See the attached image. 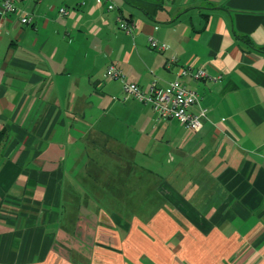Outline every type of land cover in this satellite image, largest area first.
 <instances>
[{
  "label": "crops",
  "instance_id": "obj_1",
  "mask_svg": "<svg viewBox=\"0 0 264 264\" xmlns=\"http://www.w3.org/2000/svg\"><path fill=\"white\" fill-rule=\"evenodd\" d=\"M105 1L0 0V264H264V0ZM110 65L144 92L205 69L202 129Z\"/></svg>",
  "mask_w": 264,
  "mask_h": 264
},
{
  "label": "built area",
  "instance_id": "obj_2",
  "mask_svg": "<svg viewBox=\"0 0 264 264\" xmlns=\"http://www.w3.org/2000/svg\"><path fill=\"white\" fill-rule=\"evenodd\" d=\"M21 0H2L3 11L13 14L19 11L17 4ZM98 4H106L109 11L116 10L114 4H107L105 0H97ZM62 14H67L65 9H61ZM20 22L23 25H29L32 20L27 13H22ZM119 28L127 34H133L136 25L126 21L121 16L118 17ZM149 46L152 50L164 52L167 50L165 44H160L154 39L149 40ZM175 59L168 62L170 66ZM107 78L110 80H122L123 89L127 97H133L143 104L150 105L160 120H177L183 123L192 131H200L203 126V120L207 119V110L200 106V96L189 88L181 79L189 77L194 81H200L208 78L205 69H194L192 66L182 67L180 77L169 83L168 87L160 88L153 84L148 92H144L138 85L124 82V75L120 69L110 65L107 69ZM198 106V112L194 113L193 108Z\"/></svg>",
  "mask_w": 264,
  "mask_h": 264
},
{
  "label": "trees",
  "instance_id": "obj_3",
  "mask_svg": "<svg viewBox=\"0 0 264 264\" xmlns=\"http://www.w3.org/2000/svg\"><path fill=\"white\" fill-rule=\"evenodd\" d=\"M128 4L129 3H133L134 4V2H135V0H125ZM145 10H146V13L148 14V15H150L152 12H154V11H156L157 10V8L155 7V6H151V5H147L146 7H145Z\"/></svg>",
  "mask_w": 264,
  "mask_h": 264
}]
</instances>
